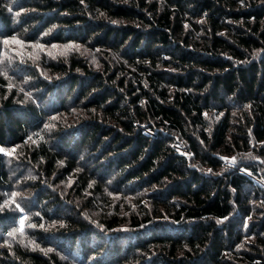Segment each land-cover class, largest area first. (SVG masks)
<instances>
[{
    "label": "trees",
    "instance_id": "obj_1",
    "mask_svg": "<svg viewBox=\"0 0 264 264\" xmlns=\"http://www.w3.org/2000/svg\"><path fill=\"white\" fill-rule=\"evenodd\" d=\"M17 31L100 65L27 63L38 107L17 90L14 105L0 75V146L38 174L29 225L9 236L0 153V264H264V0H0V37ZM50 114L51 139L29 144Z\"/></svg>",
    "mask_w": 264,
    "mask_h": 264
},
{
    "label": "rangeland",
    "instance_id": "obj_2",
    "mask_svg": "<svg viewBox=\"0 0 264 264\" xmlns=\"http://www.w3.org/2000/svg\"><path fill=\"white\" fill-rule=\"evenodd\" d=\"M22 11L25 13L31 10H28V8L25 7L15 11L14 15L16 16V18L17 15H20ZM28 24L33 27L37 23L28 22ZM57 27L58 26H56V28H53L52 25L50 27L44 28L43 30L37 32V38H39L42 34L48 37L53 35V33H57ZM30 28H27V26H22V28L20 27L22 31L28 30L29 33H33ZM50 29L51 31H49ZM14 35H17L20 39L24 40V44L18 45L14 42H10L8 45H4L2 43L4 36L0 37V75L2 76L4 82H6L7 92H5L3 95L5 97L11 95L12 102L16 106L20 107L27 103L25 101H22L19 96L16 95V90L17 92H21L24 98L32 96L33 99L27 101L35 102L34 106L38 105V103H36L38 102V98L36 97V95H34V90H30L29 88H27V84L33 80V77H31L30 75H24L27 69H31L26 68V65L28 64H30L32 68L35 67L38 74L44 76H51L49 69H46V64H54L55 62L63 60L64 58H67L72 54H78L79 58H89V64L91 65H100L99 58L95 52H92V50L80 44H77L74 41L68 40L65 43H45L41 41L30 42L27 38H24L22 36L25 35L24 32L21 33L17 31V33ZM41 45L42 47H40ZM53 45H55L56 47H53ZM4 73H7V76H5ZM15 80L19 83H15ZM9 85H11V87H9ZM16 85H18V89L16 88ZM13 89H15V92L11 91ZM45 117H47V119H44V121H42V123L38 125L39 128L37 131H35L36 133L33 132L34 134H30L28 140L29 144L39 139H42V141H45L47 139L49 141L52 137L53 132L59 127L60 117L56 116V114L46 115ZM50 119H52V121H50ZM46 125L48 127H46ZM20 147L21 146L19 145H6L5 147H3L6 150L5 152H3V154L6 159V165L8 166V173L13 179V186L11 187L12 189L4 192L7 196L5 201V208L6 210H9L14 215H16L15 222L17 223V225L16 227L12 226V228L9 230V232L13 230L18 231L17 235H15L16 231H13V235H15L16 238L17 236H20L18 233L23 234L25 232L24 229L29 225V222H27V220L34 213V209L32 206L35 205V203L37 204L38 202V194L36 195V192L34 190H31L30 187H27V185H25V178L27 179V177H37L38 174L34 169L22 167V164L20 162L21 158L18 155ZM226 164L231 163L226 162ZM22 172L24 173V176H21ZM51 177L58 180L57 185H55V187L53 186V188L56 189L55 195L58 198H60V196L62 198L65 196L68 198L73 197L76 191L73 188V178L71 176H61L60 173H55L51 175ZM51 177L49 179L50 183L53 181ZM259 182L263 185L264 188V179L259 180ZM14 192L17 193L16 196L12 195V193ZM112 196L114 198L119 197V195L117 194H114ZM129 198L132 199V196H130ZM128 200L129 199H127V201ZM17 205H19L20 207L17 208ZM21 209H23V211H21ZM21 217H24L23 224H20L19 222ZM28 242H30V239H28Z\"/></svg>",
    "mask_w": 264,
    "mask_h": 264
},
{
    "label": "snow or ice",
    "instance_id": "obj_3",
    "mask_svg": "<svg viewBox=\"0 0 264 264\" xmlns=\"http://www.w3.org/2000/svg\"><path fill=\"white\" fill-rule=\"evenodd\" d=\"M10 11H11V9H9ZM101 15L103 16V13H101ZM112 23H117V21H112ZM53 27H55V25L53 26ZM49 31H51V29L49 30ZM0 35H2V33H0ZM10 42H14V43H16V44H18V45H23L24 44V40H22V39H20L17 35H12L11 37H7V36H5L4 38H3V40H2V43L4 44V45H8ZM40 47H42V45L40 46ZM53 47H56L55 45H53ZM5 74V76H7V73H4ZM26 82V81H25ZM9 87H11V85H9ZM245 107H248L247 105H245ZM46 127H48L47 125H46ZM6 150H5V148H3L2 146H0V153H3V152H5ZM250 155V154H249ZM222 159H226V158H222ZM207 171H211V169H208ZM91 186V185H90ZM12 195L13 196H16L17 195V193H12ZM20 206L19 205H17V208H19ZM21 211H23V209H21ZM224 219H227V217H225ZM20 224H23V222H24V217H21L20 218ZM220 221H218V223H219ZM41 227H43V225H40ZM102 227V226H101ZM13 231H15V230H13ZM13 231H10V232H8L7 234L9 235V236H12L13 235ZM36 247H39V245H36ZM41 251H45V252H48V251H52V249H47V250H45V249H41Z\"/></svg>",
    "mask_w": 264,
    "mask_h": 264
}]
</instances>
